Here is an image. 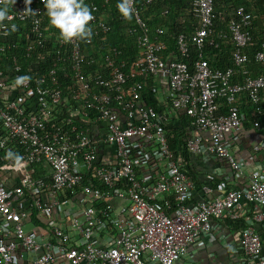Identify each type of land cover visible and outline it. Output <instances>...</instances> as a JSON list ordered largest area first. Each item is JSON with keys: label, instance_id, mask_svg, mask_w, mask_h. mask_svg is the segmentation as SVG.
Instances as JSON below:
<instances>
[{"label": "built area", "instance_id": "built-area-1", "mask_svg": "<svg viewBox=\"0 0 264 264\" xmlns=\"http://www.w3.org/2000/svg\"><path fill=\"white\" fill-rule=\"evenodd\" d=\"M216 1L193 0L198 24L178 34L175 53L166 30L142 18L154 0H131L138 57L128 67L94 1L85 0L91 38L64 42L42 0H0L9 17L0 21V264H191L197 244L218 239L215 221H239L245 203L257 210L234 238L235 264H264V156L247 187L216 195L182 169L167 136L166 122L185 114L188 151L225 159L242 176L229 144L245 129L237 105L249 100L253 127L264 123V77L246 68L244 6L228 26L234 66L211 67L207 49L228 37L217 30ZM255 60L264 63L263 50ZM139 76L167 96L163 114L143 102ZM255 148L264 154L263 144ZM9 150L19 166L5 159Z\"/></svg>", "mask_w": 264, "mask_h": 264}, {"label": "trees", "instance_id": "trees-1", "mask_svg": "<svg viewBox=\"0 0 264 264\" xmlns=\"http://www.w3.org/2000/svg\"><path fill=\"white\" fill-rule=\"evenodd\" d=\"M91 1H94L99 6L100 12H105L109 15L107 21L112 30L108 35V41L123 50V59L130 67L138 57V46L136 36L128 32L130 27L133 26L132 17H124L117 7V4L123 2V0ZM85 3L88 4L87 2ZM240 6H244L247 12L251 13V24L249 27L251 41L244 49V53L249 56L246 68L251 76L264 77V63H258L255 60L256 53L261 50L264 51V0H217L214 21L217 24V30L227 32L228 37L220 42L218 48H208L207 56L212 68L224 69L234 66L235 45L228 26L232 18H238L235 13ZM142 18L150 25L152 30L157 28L166 30L164 40L168 51L175 53L177 52L176 37L178 34L190 33L198 24V19L194 14L193 0H154L152 6L142 11ZM136 80L140 81L143 86L141 90L143 102L155 107L159 113L163 114L165 111L164 105L155 90L156 83L154 79L139 76ZM222 103L224 105L220 112H226L225 102L222 101ZM237 107L246 116L245 128H251L256 120L252 103L246 100L243 104L237 105ZM173 119L166 122L167 136L171 149L175 152L177 160L182 164V169L192 176L197 186L202 187L207 184L216 189L218 182L222 179L210 171L198 169L195 156L187 149V141L193 135L190 119L182 114L177 119ZM261 131L264 133V123ZM210 156L212 159L215 158L214 155ZM219 159L221 160V158ZM201 176H206V179L202 180ZM237 222L242 224L240 228H245L249 224V222L245 221L244 216ZM35 223L37 224L39 221Z\"/></svg>", "mask_w": 264, "mask_h": 264}, {"label": "crops", "instance_id": "crops-1", "mask_svg": "<svg viewBox=\"0 0 264 264\" xmlns=\"http://www.w3.org/2000/svg\"><path fill=\"white\" fill-rule=\"evenodd\" d=\"M163 99L164 101H161L162 104L167 100V96L165 95ZM173 118L177 119L178 117H172L170 121ZM229 144L243 167L244 174L242 176L234 174L228 161L225 159L220 160L219 158L212 159L209 152H204L200 157L196 158L198 169L210 171L223 180H219L220 182H218L215 189L216 195L224 193L227 189L247 187L250 179L249 174L259 168V164L264 156L262 148L260 150H256L255 148L256 146H261V144L264 146V133L253 126L249 129L245 128L242 132L238 133ZM200 178L204 180L206 176H201ZM256 210L255 205L252 203H245L242 217L244 216L246 222H250V218ZM261 210L264 211V208L261 207ZM214 225L215 234L218 239L214 242L197 244L190 258L191 264H235L242 256L239 243L234 241L242 224L231 222L228 218L223 217L217 219ZM257 228L264 239V220L257 225Z\"/></svg>", "mask_w": 264, "mask_h": 264}, {"label": "clouds", "instance_id": "clouds-1", "mask_svg": "<svg viewBox=\"0 0 264 264\" xmlns=\"http://www.w3.org/2000/svg\"><path fill=\"white\" fill-rule=\"evenodd\" d=\"M31 0H28L30 3ZM47 9L46 15L49 18L50 26L59 30V35L64 42H71L74 38L90 39L92 36V28L90 21L94 19L92 10L85 0H42ZM117 7L121 14L130 18L132 7L131 0H123L119 2ZM35 14V11L29 9ZM8 17L7 5L0 7V21ZM15 30V25L12 26ZM29 78L27 76L18 77L16 85L24 84ZM5 159L14 160L19 166L21 157L9 150L6 153Z\"/></svg>", "mask_w": 264, "mask_h": 264}]
</instances>
